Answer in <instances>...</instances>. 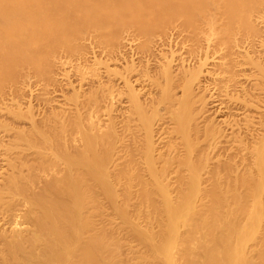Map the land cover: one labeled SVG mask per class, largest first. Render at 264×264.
<instances>
[{
  "label": "bare ground",
  "instance_id": "6f19581e",
  "mask_svg": "<svg viewBox=\"0 0 264 264\" xmlns=\"http://www.w3.org/2000/svg\"><path fill=\"white\" fill-rule=\"evenodd\" d=\"M0 264H264V0H0Z\"/></svg>",
  "mask_w": 264,
  "mask_h": 264
},
{
  "label": "rangeland",
  "instance_id": "374dc122",
  "mask_svg": "<svg viewBox=\"0 0 264 264\" xmlns=\"http://www.w3.org/2000/svg\"><path fill=\"white\" fill-rule=\"evenodd\" d=\"M173 48H174V47H173ZM165 50H166V53L169 52V50H168L167 47H165ZM167 51H168V52H167ZM137 59H139V58H138V56H137V54H136V56H134V60H136V63L138 62ZM121 61H122V63H123V58L121 59ZM119 64L122 65L121 63H118V64H116L117 66H116V65H114V66H115V67H118V66H120ZM137 64H139V62H138ZM112 66H113V65H112ZM118 68H119V67H118ZM247 70H248L247 73H248V72H249V73L251 72L250 68H248V67H247ZM152 72H154V71H152ZM154 73H155V72H154ZM155 74H156V73H155ZM155 74H153V75H155ZM153 75H152V76H153ZM136 76H137V75H135V77H136ZM135 77H132V76H131V79H133V81H132L133 84H135V83H134V81H135V82H137V83H136V87H137V88L139 87V89H143V88H140V87H143L144 85H143V83H141V82L139 81V80H140V79L138 78L139 75L137 76L138 81H137V79H136ZM135 79H136V80H135ZM73 82H74L75 85H77V81H76L75 78H73ZM75 82H76V83H75ZM246 83H247V82H246ZM246 83H245V84H246ZM249 83H250V82H249ZM251 83H252V82H251ZM251 83H250V85H252ZM117 84H119V82H117ZM138 84H139V85H138ZM140 84H141V85H140ZM247 84H248V83H247ZM247 84H246V86H247ZM142 85H143V86H142ZM134 86H135V85H134ZM248 87H249V86H248ZM250 88H252V86H250ZM145 90H146V89H145ZM146 91H147V90H146ZM64 92H65V90H64ZM143 93H144V95H145V92H144V91H143ZM146 93H148V92H146ZM211 93H213L214 95H216V98H215V96H212ZM209 94H211V95L209 96L208 93H207V95L209 96V97L207 96V98H209V102L207 101V103H209L207 107H210V105H212V106L210 107V109H212V110H210V109L208 108V110H210V114H211V115H210L209 113H208V114H209L210 116H213V114L211 113V112L213 111V113H215V116L217 117V119H216L214 116H213V117L216 119V121H217L218 123H220V122H221V123L225 122L224 119L227 120V119H228L227 116H230V115H231V114L228 115L229 110H227V109L225 110V106H224V105H223L224 108H223L222 106H220V104H219V102H220L219 100H220V99L217 98V93H215V91H214V92H210ZM63 95H64V94H63V90H62V91H57V92H55V93L53 94V96H55L54 99L56 100V102L61 103V104H62V102H63V99H62V98H63ZM61 96H62V97H61ZM211 96H212V97H211ZM213 97H214L215 99H214ZM56 98H57V99H56ZM210 98H211V100H210ZM217 101H218V102H217ZM116 102H117V101H116ZM118 102H120V103H118ZM118 102H117V104H116L117 107H118L119 109L122 108V109L124 110V108H126L125 106H127V104H126V100L122 98V101L119 100ZM215 102H216V103H215ZM121 103L123 104V106H122ZM124 104H126V105H124ZM240 105H241L240 103H237V104H235V105L233 106V108H232V109H233L232 111H233V113L235 114V116H234L235 118H236V116H237V118H239V116H241V114H242V113L244 114V112H245V111H244V108H242V106H240ZM216 107H218V108L220 109V111H219V109L216 108ZM221 107H222L223 110H225L224 113H222V111H221V110H222ZM234 107H235L236 109H234ZM240 107L242 108V110H243L244 112L241 110ZM215 108H216V109H215ZM239 108H240V109H239ZM122 109H120V110H122ZM236 110H237V111H236ZM238 110H239L240 112H241V111H242V112L240 113ZM216 111H217V112H216ZM218 111H219V112H218ZM227 111H228V113H227ZM232 111H230V113H231ZM234 111H235V112H234ZM257 111H258V110H257ZM257 111H255V110L252 111V112H254V113H253L254 115L251 113L253 116H255V120H256V118H257L256 122L258 121V118H259V115H258V114H255V112L257 113ZM238 112H239L240 114H239ZM220 113H222V115H220ZM233 113H232V114H233ZM237 113H238L239 116L237 115ZM226 114H227V115H226ZM219 115H220V116H219ZM223 115H224V117H223ZM225 117H226V118H225ZM229 118H230V117H229ZM237 118H236V119H237ZM239 119H240V118H239ZM220 120H223V121H220ZM237 120H238V119H237ZM240 121H241V120H240ZM222 125H224V124H222Z\"/></svg>",
  "mask_w": 264,
  "mask_h": 264
}]
</instances>
